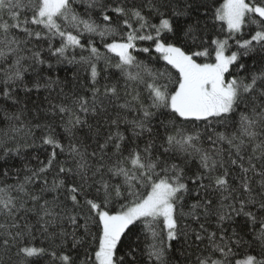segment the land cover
I'll return each mask as SVG.
<instances>
[{"label":"snow or ice","instance_id":"obj_1","mask_svg":"<svg viewBox=\"0 0 264 264\" xmlns=\"http://www.w3.org/2000/svg\"><path fill=\"white\" fill-rule=\"evenodd\" d=\"M217 4L0 0V264H264V0Z\"/></svg>","mask_w":264,"mask_h":264},{"label":"trees","instance_id":"obj_2","mask_svg":"<svg viewBox=\"0 0 264 264\" xmlns=\"http://www.w3.org/2000/svg\"><path fill=\"white\" fill-rule=\"evenodd\" d=\"M222 1L223 0H218V4L221 3ZM218 4H217V6H218ZM225 28H226V26H225ZM207 35L211 36V38H216L217 36H219V38L222 39V38L227 36V32H226V30L224 32H220V24H219V22H216V28L214 30H210V32ZM246 36H247V34H246ZM86 39H87V36L84 37V40H86ZM94 39H95L97 46L100 47L101 52H105V49L100 44L99 37H94ZM109 42H111V38H109ZM137 43H138V47H144V46H148L151 42H148V41L140 42V41H138ZM229 45H230V47L226 51V53L229 54L232 51L237 50V47L235 45V41L230 40ZM76 52H77V55H79L80 50L77 49ZM153 55L155 56L157 54L153 52ZM139 58L140 59H147V54H140ZM241 62H247L249 65H251V63H252V61L249 60L248 58H242ZM162 65H163V62L161 61L158 66H162ZM77 71L80 72L81 77L84 76L83 71L80 70L78 65H64V66H61V70L59 72V75H60L61 79H64V77H67L69 80H71L73 72H77ZM66 90H67V88H66ZM58 91H59V88H56L54 91H52L50 98H55ZM21 95H23V93H21ZM48 95H49V92L45 91V90H41L40 93L33 92L31 94L32 99L37 101L38 103H40L41 107H45V108L47 107V102L44 101V97L48 96ZM28 107L31 109L33 106L31 103H29ZM26 118L31 119L32 114L31 113L27 114ZM41 122H43V121H41ZM40 135H41V132L39 130H37L36 131V136H37V140H36L37 147L36 148H22L21 149L22 153H24V160L22 161L20 158H17L15 160V163L17 165H20L23 162H28V163H30L31 166H35L36 161L34 159H31V157L36 156V155H39L41 159H44L46 154L39 147L40 141H39L38 137Z\"/></svg>","mask_w":264,"mask_h":264},{"label":"rangeland","instance_id":"obj_3","mask_svg":"<svg viewBox=\"0 0 264 264\" xmlns=\"http://www.w3.org/2000/svg\"><path fill=\"white\" fill-rule=\"evenodd\" d=\"M222 2H223V1H222ZM222 2H221V3H222ZM222 39H223V38H222ZM225 54L228 55V53H225ZM229 54H230V53H229Z\"/></svg>","mask_w":264,"mask_h":264}]
</instances>
